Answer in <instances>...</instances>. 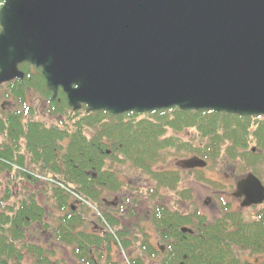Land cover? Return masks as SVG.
I'll use <instances>...</instances> for the list:
<instances>
[{
	"label": "water",
	"instance_id": "water-1",
	"mask_svg": "<svg viewBox=\"0 0 264 264\" xmlns=\"http://www.w3.org/2000/svg\"><path fill=\"white\" fill-rule=\"evenodd\" d=\"M0 27V83L27 61L74 108L264 115V0H5ZM235 194L264 188L250 174Z\"/></svg>",
	"mask_w": 264,
	"mask_h": 264
},
{
	"label": "trees",
	"instance_id": "trees-1",
	"mask_svg": "<svg viewBox=\"0 0 264 264\" xmlns=\"http://www.w3.org/2000/svg\"><path fill=\"white\" fill-rule=\"evenodd\" d=\"M3 1L0 0V5ZM19 67L25 71L24 78L7 83L6 89L2 91L3 96L7 97L6 95L13 93L17 100L24 101L26 90L32 89L40 92L49 102H57L51 99V94L46 89L39 72H29V65L26 63ZM59 97L63 95L59 94ZM160 112H158V125L150 121H142L136 126L131 122H121L119 120L121 116L110 120L113 117L103 111L81 114L78 112L77 115H80L78 121L84 126L93 128V134L86 136L80 130L69 135L61 133L58 129L46 128L33 119L22 122L15 110H0V134L3 143H0V158L10 161L16 158V162L23 163L24 156L18 152L21 140L26 152L32 153L36 161H40L43 165L50 163L48 170L51 174L62 177V179L58 177V180L74 184L82 195H87L86 198L98 199L99 187H102V192L104 186L114 191L113 187L119 181L111 167L105 166L107 160L132 163L133 166L141 167L149 173L150 165L159 160L164 150L180 148L175 138H161L165 128L174 131L195 128L204 142L199 151L210 159L220 155L223 145L226 146L224 150L226 160L240 158L245 162L255 163L264 156V117L173 109V116L170 118ZM105 119L107 122L102 123ZM251 136L255 141L256 150L263 153L251 152L248 148V139ZM184 147L187 152L195 151L193 147L187 145ZM107 150L110 151L109 154L106 153ZM36 161L33 160L34 163ZM0 165L4 166L1 162ZM88 170L95 171L96 178L87 176L85 172ZM15 208L3 209V204L0 202V264L12 262L19 264L22 248L17 242L24 239L21 228L28 227L27 224L31 220L27 217L34 218L33 211L42 214L41 208L34 205L31 196ZM6 210L13 214L6 215ZM232 215L233 213L223 212L217 221L202 228L204 234L201 238L182 234L178 230L171 234L175 239L174 247L167 256L168 261L163 264H253L246 260L252 261L254 256L248 255L249 257L243 259L232 252L231 246L233 245L234 250L235 247L240 248L234 244L250 247L259 250H251V254L264 256V219L261 220V225H245L239 217H233L229 227L227 223ZM109 218L106 216L107 221L111 223ZM226 228L237 230L228 232ZM117 235L119 239L126 236L123 232H117ZM87 237L95 239L97 236L87 235ZM97 238L99 239H95V242L102 243V238ZM123 244L130 245L129 238L123 241ZM151 249L148 247L147 251L151 252ZM135 259L138 264H142L141 259ZM258 264H264V257Z\"/></svg>",
	"mask_w": 264,
	"mask_h": 264
},
{
	"label": "rangeland",
	"instance_id": "rangeland-1",
	"mask_svg": "<svg viewBox=\"0 0 264 264\" xmlns=\"http://www.w3.org/2000/svg\"><path fill=\"white\" fill-rule=\"evenodd\" d=\"M2 88L3 86H0V104H3V107L7 108L9 106V103L7 102V100L5 101L4 97L1 94ZM44 99L45 98H43L38 92H31L30 94L26 95L25 104L29 107L30 112L25 116L27 119L32 118L41 123H44L45 125H48L49 123L54 122V117L48 114L47 104L45 101H43ZM14 103L16 104V108H22L23 110V105L20 101ZM169 115H171V113ZM132 119H134L135 122L137 121V124H140V122L144 119L151 121V123L153 124H157L155 115L141 114L137 116L133 115L131 117H124V121H129ZM71 120L73 122L72 127L75 131L80 130L81 133L84 132L86 136H90L91 134H93L92 126H84L79 121H76V118H73ZM110 120L113 119L111 118ZM75 121L76 123L74 124ZM106 122V119L102 121V123ZM164 136H173L179 139L178 146H180V151L175 148L163 151L159 160L153 163V170H156L157 168L166 170L176 169L174 166V163L176 161L184 158L189 159L192 155H196L193 152H186L184 145L192 144L197 147L203 141V139L200 138L199 134L194 130L193 127H189L177 133L173 132L172 130L166 129ZM248 140V147H252L255 145V141L253 140L252 136ZM225 147V145L222 146L220 155L216 160L213 161L207 160L202 155L197 154L199 157L207 161V166L196 172L192 170L190 173H181L182 175L180 174V178L182 180L176 185V189H166L164 187L157 186L156 182L149 176V174L143 172L142 170L133 168V166L129 163L118 162L112 166L107 160L106 167H111L115 170L118 178L123 182L122 191L125 193L123 196L117 197L120 202H116V210L114 209L113 211H111L112 214L118 218L119 223L123 227H128L130 230L134 229L135 227H137V225L140 224L148 233L149 241L153 246H156V248L158 245L160 246L163 244L162 239L160 240L159 235L156 232L157 228L155 227L154 230L151 226V224L153 223L150 219V210L153 202L156 201H159L158 203H155L156 205L160 204L166 209L173 210L174 212L181 215H191L195 213L197 209L201 212L202 216H205L207 219H214L217 221L219 218L218 216H221L223 212L234 213V210L240 209L239 211H242L243 216L247 218V220L259 219L258 214L260 213V208H240V206L238 205V201L234 199V196H232V192L234 191L236 179L250 171L256 174L257 177L263 181L264 163L260 162L253 165H248L244 160L240 158L236 160H226L224 159ZM244 165H247L248 167L245 169ZM3 175L4 174H1L0 177H2ZM199 177H203L202 180ZM43 183L41 182L40 185L35 186H31L29 184L21 186L20 183L16 182V186H13L14 196L12 202L15 201L18 204L19 199L23 198L26 195L28 189L32 191V188H35L36 200L38 201V203L44 206V210L48 213L49 217L55 220L57 215L60 214L61 216V213H64V211H61V213L58 211L57 208L59 206V203L52 196V189H48V186L43 185ZM3 184L4 181L0 180L1 189L4 188ZM180 190H183L185 192L190 190L192 197H185ZM148 191H151L150 198L147 194ZM102 194L105 195L106 192H103ZM72 199L75 200L74 197H72ZM72 199H69V202H72ZM106 199L111 200V197L106 196ZM223 203L225 205H222ZM76 207V211L80 212L83 219V225L81 226V229L90 230L92 227H94L92 225H96L95 228L99 230H106L107 226H105L103 222L101 226V224L96 219L97 217L90 211L87 212L86 209H83L81 204L77 203ZM131 212H134V215H131ZM176 221L179 222V220ZM47 222L51 223V219H48ZM117 227L118 226H115V229H117ZM39 228L36 229V234H38L39 236V243L44 247H51L54 253L53 257H56V259L59 260L62 258H66L67 251L71 255L73 254L74 251L72 247H68V249L62 243L55 241L52 237V234L47 228ZM47 232H49V234ZM134 232L136 233V231ZM139 241L140 240L138 239V242ZM138 247L139 246L134 245L130 248L132 249L134 256L143 255L137 251ZM130 249L124 251L118 247V249L113 250L112 254L115 255L116 259H121L124 262L129 254ZM118 254L120 257L118 256ZM248 254L249 252L243 251V255ZM158 259L159 256L157 255L151 259L146 258L145 264H157ZM67 262L69 264H76V261L74 259L72 263L71 259L67 258ZM27 263L31 264V260H29Z\"/></svg>",
	"mask_w": 264,
	"mask_h": 264
}]
</instances>
